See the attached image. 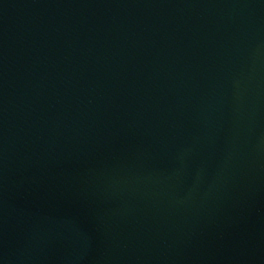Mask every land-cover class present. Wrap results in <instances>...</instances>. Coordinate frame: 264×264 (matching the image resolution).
I'll list each match as a JSON object with an SVG mask.
<instances>
[{
	"label": "water",
	"instance_id": "95a60500",
	"mask_svg": "<svg viewBox=\"0 0 264 264\" xmlns=\"http://www.w3.org/2000/svg\"><path fill=\"white\" fill-rule=\"evenodd\" d=\"M0 264H264V0H0Z\"/></svg>",
	"mask_w": 264,
	"mask_h": 264
}]
</instances>
